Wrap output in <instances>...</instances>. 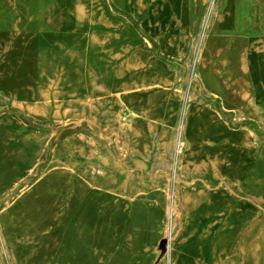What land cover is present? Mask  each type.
Returning <instances> with one entry per match:
<instances>
[{
	"label": "rangeland",
	"instance_id": "1",
	"mask_svg": "<svg viewBox=\"0 0 264 264\" xmlns=\"http://www.w3.org/2000/svg\"><path fill=\"white\" fill-rule=\"evenodd\" d=\"M99 2L0 0V264H176L191 244L263 262L264 197L239 188L264 175V0H110L124 22L100 19ZM246 50L239 86L229 71L238 62L245 79ZM138 51L172 82L132 86ZM193 111L208 115L190 132L200 170L184 159ZM229 149L220 177L209 153ZM192 196L207 203L191 236Z\"/></svg>",
	"mask_w": 264,
	"mask_h": 264
},
{
	"label": "bare ground",
	"instance_id": "2",
	"mask_svg": "<svg viewBox=\"0 0 264 264\" xmlns=\"http://www.w3.org/2000/svg\"><path fill=\"white\" fill-rule=\"evenodd\" d=\"M140 52V51H138ZM140 53H136L130 60H128L126 63L127 65H125V69H133L135 68L136 70L140 71V74L138 75V77H136L134 79V81L131 83L132 86L137 87V88H145V89H151V90H158L157 88L160 86H164L167 84H170L172 82V75L170 72H168L163 64L160 61H153L150 58L146 57L145 55ZM227 62H231V59H227ZM241 63H243L242 67L244 68V70L246 71V77L244 80H241L237 77L238 74V70H239V63L238 62H233L234 66L231 67L229 74H230V78H234L236 80V84L239 86H243L244 84L247 85L248 82H250V78H251V73H250V58H249V53L248 50L244 51L242 54V60ZM123 74V70L119 71V75ZM233 79V80H234ZM214 83V82H213ZM249 86V85H248ZM118 91L117 93H124L126 92V86L123 85H119L118 84ZM130 101H132V106L140 109L142 111V113H149L148 112V108L145 105L146 103H143L141 101V99L138 98H134L131 99ZM257 104V103H256ZM151 115V113H149ZM190 118H189V123H188V137L190 140V149H189V153L186 154L185 156V160L186 162H188L190 165H193L196 169L200 170L202 169V165L203 163L200 162H196L193 159L189 158L190 156L192 157L194 155V149H193V143L191 142V138H190V132H191V128L194 127L195 125V118L197 119V117H203V118H208L205 114V112H190ZM120 117V116H119ZM143 125H139L138 127V133L141 135V137L143 136ZM226 129L231 132L230 128L226 127ZM244 131V130H243ZM138 135V134H137ZM197 141H202V142H208L206 144H210L212 142H216L217 140H213V135L211 133L207 134L206 137L204 139H201L200 137H196ZM226 139V135L221 136L220 139ZM181 145V149H182ZM224 150V149H223ZM222 150V151H223ZM232 151L229 149L226 153H222L216 152V154L213 153H209L210 157L215 158L214 160V167L216 168V174L220 177H223L225 175H228V169L226 170H221L220 165L223 163L222 161H224L225 159H227L228 161L231 162V160L233 159L232 156ZM168 167V166H167ZM230 176V175H229ZM177 198V197H176ZM184 203H185V211H186V221H187V227H188V231L186 230L185 235H194L196 232L195 231H191L190 227L192 225V221L197 219L199 216V209L201 210L204 205L207 203V200L205 197H197L195 198L194 196H192L191 198L184 199ZM168 204V203H167ZM177 209V208H176ZM176 209H174L175 215H176V219L175 221L178 222V220H180V211H177ZM192 229V227H191ZM193 239V237H192ZM185 240H189V238H185ZM191 241V240H190ZM195 244V243H194ZM181 246V245H179ZM249 246V245H248ZM220 248V246L218 245L217 248H213L212 245L209 244H205L202 248L201 247H197L196 245H189V246H185L182 247V250H187L189 251V253L187 254H182L181 258L184 257L183 260H177L176 264H187L185 261H187L189 263V260L185 257H190L192 254L195 256H198L200 258H204L208 261V264H256V263H264L261 262L262 257L255 255V259L253 256H248L247 252L245 251L246 248L244 246V248H242V252H240V255L238 254V256L236 255H231V248L230 247H225L222 248L221 251H218ZM181 251V250H179ZM241 259V260H239Z\"/></svg>",
	"mask_w": 264,
	"mask_h": 264
},
{
	"label": "crops",
	"instance_id": "3",
	"mask_svg": "<svg viewBox=\"0 0 264 264\" xmlns=\"http://www.w3.org/2000/svg\"><path fill=\"white\" fill-rule=\"evenodd\" d=\"M95 1V0H93ZM112 1H117L119 3H126V0H112ZM101 7H102V12H101V18H109V19H115L117 18L118 22H124V20H126V18L124 16H120L117 13H114L112 11V6L110 4V0H101ZM78 10H82V6L78 7ZM190 16V15H189ZM187 17V21L189 24V20H193L196 19V17L194 16L192 19L190 17ZM123 18V21L122 18ZM231 179V178H230ZM244 180H249V183L246 182L245 183V187L243 188H239L241 194L246 195V196H251V197H264V175L263 176H255L254 175H247V177H243ZM232 180V179H231ZM257 180L261 181L262 184L259 187H255L258 186L257 183H255V186L253 185L254 182ZM234 190L231 188H221L218 190L216 198L219 202H226L227 204H229V206H233L234 204H236L237 200L234 199V195L233 192ZM233 200V201H232ZM258 200L263 203L264 202V198H258ZM236 201V202H235ZM245 206V208H248L247 206L249 205H243Z\"/></svg>",
	"mask_w": 264,
	"mask_h": 264
}]
</instances>
